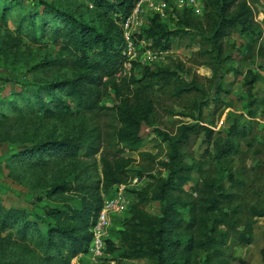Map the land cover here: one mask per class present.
Wrapping results in <instances>:
<instances>
[{"label": "rangeland", "instance_id": "rangeland-1", "mask_svg": "<svg viewBox=\"0 0 264 264\" xmlns=\"http://www.w3.org/2000/svg\"><path fill=\"white\" fill-rule=\"evenodd\" d=\"M18 1L23 4V9L29 4H39L40 10L45 8L42 1L100 28L109 22L104 10L96 9L89 0ZM242 1L248 2L252 8L254 31L234 30L224 40V52L220 58L216 57L212 46L200 38L193 43L189 39H172L169 49L152 50L150 41L139 38L140 29L130 40L133 51L123 34V69L113 82L102 88L98 109L89 112L73 107L53 118L42 112L32 114L26 109L17 113L9 103L21 104L18 94L25 82L56 83L74 78L78 69L63 63H50L70 56L50 39L34 43L24 33L19 34L17 26L22 9H13L5 19L0 15V118L7 116L0 122V201L7 207L25 208L31 212L45 213L48 209H56L66 223H72L70 218H73L74 210L89 202L114 203L116 207L109 213L105 237L111 244L112 253L106 248L103 256H97L89 249L88 254L79 255L72 264H101L105 260L108 264H156L153 259H122L121 253L127 246L124 232L128 230L135 207L159 217L167 205L175 202L182 217L189 218V207H184L183 203L190 202L191 198L183 191L177 190L164 200L155 199L159 181L168 177V171L161 163L170 152L160 133L174 136L183 124L201 123L213 130V140L230 138L240 152L217 162L208 152L212 146L208 147L205 137L200 136L183 149L184 160L193 169L192 179L184 191L196 195V188L210 180L222 181L229 187L228 177L232 175L235 180L244 181L257 191L254 195L246 188L243 190L242 210L259 202L258 194L264 193V0ZM170 2V9L162 21L173 29L177 27L178 15L189 9H178L175 0ZM201 16L194 15L197 22L206 25ZM118 24L122 28L120 22ZM148 25L146 20L143 28ZM147 68L153 72L167 69L173 73L172 79L166 84L161 76L146 75ZM252 76L256 82L249 87L246 81ZM132 80L138 82L132 83ZM192 83L203 92L177 95L179 87L189 88ZM138 91L141 97L152 101L153 113L149 123L141 128V144L131 147L119 143L115 137L119 123L114 106L122 98L134 102ZM234 128L247 130V137L231 138L230 132ZM95 136L101 142V150L94 157H87L82 152L74 159L54 160L46 167L13 165L10 160L12 153L22 152L34 142L93 139ZM104 157L117 168L120 178L119 183L111 187L105 182ZM134 191L144 193L146 199ZM189 236L183 230L175 235L180 247L172 250L171 257L178 264L189 259L200 264L205 256L201 250L190 256L183 251V241H188ZM6 238V234L0 237V258L38 263L39 254L33 243L2 241ZM253 238L249 246H232V264H264V218L257 220Z\"/></svg>", "mask_w": 264, "mask_h": 264}, {"label": "trees", "instance_id": "trees-1", "mask_svg": "<svg viewBox=\"0 0 264 264\" xmlns=\"http://www.w3.org/2000/svg\"><path fill=\"white\" fill-rule=\"evenodd\" d=\"M89 1L93 7L104 10V14L108 15L109 22L104 28L76 18L71 13L54 9L42 1L41 4L45 5L42 10L39 4H29L23 9V4L18 0L0 2L1 19H5L13 9H22L17 26L19 34L24 33L34 43L48 38L69 53L68 58L54 60L51 64L72 65L79 71L74 78L56 83L25 82L23 90L18 94L21 104L9 103L17 113L26 109L32 114L42 112L46 117L53 118L73 107L89 112L98 109L103 96L102 88L114 81L124 65L123 31L118 22L131 13L137 0H116L114 3L109 0ZM205 3L206 10L201 17L206 25L197 22L193 12L188 10L178 15L177 27L173 29L155 15L149 18V25L142 29L139 38L150 41L152 49L165 50L170 48L172 39H189L193 43L200 38L210 44L216 57L220 58L224 52V40L234 30L241 29L243 33L254 31L253 11L248 2L206 0ZM145 73L161 76L166 84L173 76L167 69L153 72L147 68ZM134 82L138 80H132ZM255 82L256 78L252 76L246 84L252 87ZM194 91L203 92L192 83L189 88L179 87L177 95H187ZM114 113L119 123L115 131L117 141L131 147L140 145L141 128L149 123L153 113L152 101L141 97L138 91L134 102L122 98L114 106ZM5 117L0 118V122ZM160 135L164 136L170 152L161 163L168 171V177L159 181L155 199L164 200L177 190L183 191L191 198L190 202L183 203L184 207H189V218L182 217L175 202L167 205L159 217L150 216L135 207L128 230L124 232L127 246L121 253L122 259H153L156 264H178L171 257V252L180 247L175 235L183 230L190 235L188 241H183V251L189 256L196 251L204 252L200 264H232V246L251 245L254 226L258 219L264 218V193L258 194L259 202L242 210L243 190L246 188L254 195H257V191L246 182L235 180L232 175L228 177L229 187L222 181L210 180L196 188V195L185 192L184 187L191 181L193 169L185 162L183 149L203 135L208 147L212 146L211 150L208 148L210 158L219 162L239 154V147L230 138L213 140V130L201 123L183 124L174 136L165 133ZM230 136L246 138L247 130L234 128ZM100 150L101 142L96 136L93 139L47 140L34 142L30 148L12 153L10 160L13 165L46 167L54 160L74 159L82 152L87 157H94ZM102 163L107 187L118 184L120 178L117 168L105 157ZM97 184L100 185V182ZM134 192L146 199L144 193ZM103 206L101 202H89L83 208L74 210L73 218H70L72 223H66L56 209H48L45 213L36 210L31 212L25 208L7 207L0 201V237L2 234L8 236L2 240L4 242L15 240L26 245L33 243L39 254V261L34 264H72V260L79 255L89 253L94 237L92 229ZM110 245L106 240L108 253H112ZM0 264L33 263L0 258ZM101 264H108V261ZM183 264L194 263L189 259L184 260Z\"/></svg>", "mask_w": 264, "mask_h": 264}, {"label": "built area", "instance_id": "built-area-1", "mask_svg": "<svg viewBox=\"0 0 264 264\" xmlns=\"http://www.w3.org/2000/svg\"><path fill=\"white\" fill-rule=\"evenodd\" d=\"M171 0H137L131 13L121 19L120 25L124 34L125 40L129 42V49L135 50L130 43V40L134 38L133 34L140 29H143L144 22L153 16H159L161 19L165 17L168 9H170ZM176 8L189 9L194 15L201 16L206 10V3L201 0H175ZM152 49V48H151ZM153 50V49H152ZM111 202H105L102 210L100 211L97 222L93 231V242L90 246V252L95 253L97 256H103L106 253V230L109 226L110 215L115 204Z\"/></svg>", "mask_w": 264, "mask_h": 264}]
</instances>
